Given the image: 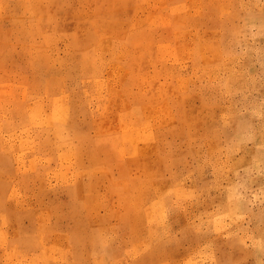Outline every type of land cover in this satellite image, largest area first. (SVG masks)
<instances>
[{
	"label": "rangeland",
	"instance_id": "1",
	"mask_svg": "<svg viewBox=\"0 0 264 264\" xmlns=\"http://www.w3.org/2000/svg\"><path fill=\"white\" fill-rule=\"evenodd\" d=\"M25 1L0 0V264H264V0Z\"/></svg>",
	"mask_w": 264,
	"mask_h": 264
},
{
	"label": "bare ground",
	"instance_id": "2",
	"mask_svg": "<svg viewBox=\"0 0 264 264\" xmlns=\"http://www.w3.org/2000/svg\"><path fill=\"white\" fill-rule=\"evenodd\" d=\"M26 1H27V0H26ZM26 1H25V3H26ZM28 1H29V0H28ZM153 1H156V0H153ZM157 1H158V0H157ZM164 1H167V0H164ZM212 1H213V0H212ZM228 1H229V0H228ZM159 2H160V1H159ZM161 2H162V1H161ZM198 2H199V0H198ZM198 2H197L196 4H198ZM25 3L23 4L24 6H25ZM151 3H152V1H151ZM151 3H150V4H151ZM153 3H154V2H153ZM157 3H158V2H157ZM165 3H166V2H165ZM230 3H231V2H230ZM144 4H145V3H144ZM193 4H194V3H193ZM206 4H207V3H206ZM218 4H219V3H218ZM26 5H29V4H26ZM141 5H143V4H141ZM148 5H149V3H148ZM151 5H152V4H151ZM194 5H195V4H194ZM198 5H199V4H198ZM196 6H197V5H195V6H193V7H196ZM199 6H200V5H199ZM199 6H198V7H199ZM202 6H203V5H202ZM219 6H220V5H219ZM21 7H22V6H21ZM28 7H29V6H28ZM144 7H146V6H144ZM148 7L150 8V5H149ZM189 7H190V6H189ZM191 7H192V6H191ZM230 7H231V6H230ZM23 8H24V7H23ZM151 8H153V7H151ZM154 8H156V7L154 6ZM200 8H202V7H200ZM205 8H206V7H205ZM138 9H139V8H138ZM147 9H148V8H147ZM153 10H154V9H153ZM164 10H165V9H164ZM164 10L161 11L162 14H158V13H157L156 16H157V15H162V16H163V15L165 14L164 12H166V11H164ZM201 10H203V9H200L199 11H201ZM23 11H26V10L24 9ZM144 11H145V10H144ZM146 11H147V10H146ZM169 11H170V10H169ZM146 13H147V12H146ZM163 13H164V14H163ZM168 13H169V12H168ZM29 14H30V13H29ZM137 14H138V13H137ZM144 14H145V13H144ZM180 14H182V13L180 12ZM184 14H185V13H184ZM189 14H190V13H189ZM204 14H206V13H204ZM145 15H146V14H145ZM173 15H174V14H173ZM176 15H177V14H176ZM200 15H201V14H200ZM30 16H31V15H30ZM162 16H161V18H162ZM167 16H168V15H167ZM188 16H189V15H188ZM188 16H187V17H188ZM150 17H151V15H150ZM158 17H159V16H158ZM169 17H170V16H169ZM169 17H168V18H169ZM173 17H174V16H173ZM179 17H181V15H179ZM179 17H178V18H179ZM182 17H183V16H182ZM187 17H186V18H187ZM201 17H202V16H201ZM50 18H51V17H50ZM105 18H106V17H105ZM105 18L103 19V20H104L103 22H104V23H107L106 21H108L109 19L105 21ZM136 18H137V17H136ZM141 18H142V17H141ZM163 18H164V17H163ZM178 18H177V19H178ZM29 19L31 20V18H29ZM91 19H92V18H91ZM95 19H96V18H95ZM143 19H144V18H143ZM166 19H167V18H166ZM166 19H164V20L161 19V20L163 21V24H164V22L167 21ZM174 19H175V18H174ZM179 19H180V18H179ZM187 19H188V20L186 21V23H188V21H189V18H187ZM30 20H29V21H30ZM93 20H94V18H93ZM93 20H92V21H93ZM96 20H97V19H96ZM96 20H94V21H96ZM98 20H99V19H98ZM98 20H97V21H98ZM100 20H102V19L100 18ZM130 20H131V19H130ZM138 20H139V17H138ZM145 20H146V19H145ZM165 20H166V21H165ZM90 21H91V20H90ZM92 21H91V22H92ZM94 21H93V22H94ZM110 21H111V20H109V21H108V25H107V26H104V27L112 28L113 26H116V25H113V26H112V24H110V23H112V21H111V22H110ZM114 21H115V20H113V23H114ZM143 21H144V20H143ZM159 21H160V20H159ZM162 21H161V22H162ZM168 21H169V20H168ZM173 21H174V20H173ZM173 21H172V22H173ZM175 21H176V20H175ZM175 21H174V22H175ZM121 22H123V21L121 20ZM121 22H120V24H119L118 21H117V26H118V24H119V26H121L120 28H122V25H121V24H123V23H121ZM126 22H127V21H126ZM138 22H139V21H138ZM148 22H149V21H148ZM150 22H151V20H150ZM153 22H154V21H153ZM179 22H180V21H179ZM179 22L177 21V23H179ZM190 22H191V21H190ZM192 22H195V21H192ZM26 23H27V21H26ZM104 23H102V24H104ZM128 23H130V22H128ZM195 23H196V22H195ZM109 24L111 25V27H110ZM140 24H141V23H140ZM142 24H143V23H142ZM145 24H146V22L144 23V26H142V27L146 28V27H145ZM152 24H153V23H152ZM152 24H149V25H152ZM156 24H158V23H156ZM156 24L153 25V26L156 27ZM161 24H162V23H161ZM189 24H190V23H189ZM93 25H94V24H93ZM126 25H127V24H126ZM171 25H172V24H171ZM171 25H170V28H171ZM187 25H188V24H187ZM193 25H194V24H193ZM195 25H196V27H195V26H194V27L197 28L198 22H197V24H195ZM200 25H201V24H200ZM117 26H116V27H117ZM119 26H118V27H119ZM123 26H124V25H123ZM146 26H147V25H146ZM158 26H159V25H158ZM165 26H169V25H168V24H165ZM173 26H174V25H173ZM179 26H180V25H179ZM179 26H177V28H179ZM128 27H129V26H128ZM128 27L126 26V28H128ZM135 27H136V29H138L136 25H135ZM161 27H162V26H161ZM163 27H164V26H163ZM201 27H202V26H201ZM88 28H89V27H88ZM113 28H114V27H113ZM147 28H149V27L147 26ZM189 28H190V26H189L186 30H188ZM191 28H192V27H191ZM130 29H131V28H129V30H130ZM133 29H134V27H133ZM153 29H154V28H153ZM171 29H172V28H171ZM173 29H174V28H173ZM198 29H199V27L197 28V30H198ZM124 30H126V29H124ZM124 30H123V31H124ZM151 30H152V29H151ZM179 30H180V29H179ZM181 30H182V29H181ZM195 30H196V29H195ZM126 31L128 32V30H126ZM146 31H147V30H146ZM149 31H150V30H149ZM183 31H184V30H183ZM183 31H181V32L184 33ZM193 31H194V29H193ZM127 32H126V33H127ZM158 32H159V29H158ZM172 32H173V30H172ZM181 32H179V33H181ZM185 33H186V32H185ZM50 34H51V33H50ZM59 34H60V33H59ZM109 34H111V33H109ZM128 34H129V33H128ZM128 34H127V35H128ZM190 34H191V33H190ZM190 34H189L188 36H190ZM55 35H56V34H55ZM90 35H91V34H90ZM183 35H184V34H183ZM93 36H94V35H93ZM100 36H101V35H100ZM116 36H117V35H116ZM121 36H122V35H121ZM151 36H152V35H151ZM151 36H150V37H151ZM196 36H197V33H196ZM51 37H52V36H51ZM54 37H55V36H54ZM72 37H73V36H72ZM112 37H114V36H112ZM126 37H127V36H126ZM128 37H129V35H128ZM171 37H172V36H171ZM177 37H178V36H177ZM192 37H193V36H192ZM212 37H214V36H212ZM56 38H57V37H56ZM157 38H158V37H157ZM198 38L201 39L200 37H198ZM49 39H50V41H51V38H48V40H47V39H46V40L49 41ZM106 39L108 40V38H105V40H106ZM110 39H111V38H109V40H110ZM113 39H114V38H113ZM155 39H156V38H155ZM214 39H215V38H214ZM37 40H38V39H37ZM52 40H53V39H52ZM92 40H93V39H92ZM92 40H91V41H92ZM100 40H101V39H100ZM100 40H98V41H99V42H98V41H97V38H96V42H97V43H101V42H102V44H105V43H103L104 41H100ZM115 40H116V39H115ZM119 40L121 41L120 38H119ZM123 40H124V37H123ZM195 40H196V38H195ZM195 40H194V42L192 41V42H193V45H194V43L196 42ZM205 40H206V39H204L203 41H205ZM216 40H217V38H216ZM50 41H49V42H50ZM111 41H112V40H111ZM187 41H188V40H187ZM187 41H186V42H187ZM201 41H202V40H201ZM201 41H200V42H201ZM214 41H215V40H214ZM220 41H221V40H220ZM220 41H217V42H220ZM71 42H72V41H71ZM74 42H75V41H73V43H74ZM128 42H129V41H128ZM169 42H172V41H169ZM169 42H168V43H169ZM215 42H216V41H215ZM109 43H110V42H109ZM109 43H108V44H109ZM111 43H112V42H111ZM124 43H125V41H124ZM155 43H156V42H155ZM172 43H173V42H172ZM204 43H205V42H204ZM94 44H95V43H94ZM94 44H93V45H94ZM102 44H101V45H102ZM156 44H157V43H156ZM156 44H155V45H156ZM169 44H170V43H169ZM197 44H199V43L197 42ZM202 44H203V43H202ZM206 44H207V43H206ZM214 44H215V43H214ZM74 45H75V44H73V47H74ZM76 45H77V44H76ZM95 45H96V44H95ZM111 45H112V44H110V45H107V44H106V46H109V48H111V47H110ZM124 45H125V44H124ZM165 45H167L166 42H165ZM199 45H200V44H199ZM199 45H195V46L198 47ZM225 45H226V44H225ZM77 46H78V45H77ZM96 46H97L96 49L98 50L99 47H98V45H96ZM102 46H105V45H102ZM106 46H105V47H106ZM177 46H178V45H177ZM180 46H181V45H179L178 47H180ZM191 46H192V45H191ZM191 46H189V48H190ZM201 46H202V45H201ZM203 46H204V44H203ZM208 46H209V45H208ZM208 46H207V47H208ZM220 46H221V45H219V47H220ZM50 47H51V46H50ZM125 47H126V46H125ZM165 47H166V46H165ZM167 47H168V46H167ZM181 47L183 48V47H185V46L182 45ZM192 47H193V46H192ZM210 47H211V46H210ZM74 48H75V47H74ZM122 48H123V47H122ZM169 48H170V45H169ZM169 48H167V49H169ZM171 48H172V46H171ZM171 48H170V50H172ZM175 48H176V47H175ZM185 48H186V47H185ZM189 48H188V49H189ZM194 48H195V47H193V49H194ZM204 48H205V46H204ZM213 48H214V47H213ZM213 48H212V49H213ZM82 49H83V47H82ZM82 49L80 48L81 51H82ZM107 49H108V47H106V50H107ZM120 49H121V48H120ZM125 49H126V48H125ZM162 49H163V48H162ZM186 49H187V48H186ZM193 49H191V50H193ZM218 49H219V48H218ZM67 50H68V49H67ZM78 50H79V49H78ZM97 50H96V52H97ZM100 50H101V49H100ZM108 50H109V49H108ZM108 50H107V51H108ZM110 50H111V49H110ZM110 50H109V51H110ZM115 50H117V49H115ZM121 50H122V49H121ZM182 50H183V49H182ZM198 50H199V49H198ZM200 50H201V49H200ZM216 50H217V48H216ZM21 51H22V50H21ZM21 51H20V53H21ZM54 51H55V50H54ZM88 51H89V50H88ZM104 51H105V48H104ZM122 51L124 52V50H122ZM196 51H197V50H196ZM196 51H194V52L197 53ZM213 51H214V50H213ZM213 51L211 50V52H213ZM49 52H50V51H49ZM162 52H164V51H162ZM166 52H168V51H166ZM173 52H174V50H173ZM192 52H193V51H192ZM206 52H207V51H206ZM218 52H219V51H218ZM221 52H223V54H225V53H224L225 51H222V50H221ZM88 53H89V52H88ZM108 53H109V55H110V52H108ZM174 53H175V52H174ZM185 53H186V52H185ZM77 54H80V53H79V52H76V55H77ZM98 54H99V53H98ZM101 54H102V53H101ZM105 54H107L106 51H105ZM105 54H104V55H105ZM169 54H170V53H169ZM183 54H184V52H183ZM187 54H188V53H187ZM187 54H186V55H187ZM190 54H191V53H190ZM32 55H33V54H32ZM90 55H91V53H90ZM90 55H89V56H90ZM117 55H118V54H117ZM122 55H123V54H122ZM175 55H176V54H175ZM175 55H173V56H175ZM191 55H192V54H191ZM213 55L215 56L214 52H213ZM23 56H24V55H23ZM80 56H81V55H80ZM89 56H88V57H89ZM106 56H107V55H106ZM114 56H116V55H115V52H114ZM119 56H120V55H119ZM177 56H178V55H176V57H177ZM183 56L185 57V55H183ZM193 56L195 57L194 54H193ZM198 56H199V54H198ZM224 56H225V55H224ZM18 57H19V54H18ZM21 57H22V56H21ZM24 57H25V56H24ZM88 57H86V58L88 59ZM100 57H101V56H100ZM102 57H103V56H102ZM102 57H101V58H102ZM108 57H109V56H108ZM180 57H181V56H180ZM190 57H191V56H190ZM204 57H205V56H204ZM79 58H80V57H79ZM89 58H90V57H89ZM167 58H168V56H167ZM171 58H172V57H171ZM188 58H189V57H188ZM191 58H192V57H191ZM220 58H222V57H220ZM13 59H14V58H13ZM76 59H77V57H76ZM103 59H104V58H103ZM113 59H114V58H113ZM179 59H180V58H179ZM179 59H178V58H177V59H174V62H178ZM184 59H185V58H184ZM198 59H200V58H198ZM203 59H204V58H203ZM210 59H211V58H210ZM217 59H218V58H217ZM222 59H223V58H222ZM222 59H221L220 61H224V60H222ZM230 59H231V58H228V60H227V61H229V63L232 62V59H231V62H230ZM15 60H16V59H15ZM27 60L29 61V58H28ZM81 60H82V57H81ZM125 60H126V59H125ZM180 60H181V59H180ZM193 60H194V59H193ZM193 60H192V61H193ZM200 60H201V59H200ZM211 60H212V59H211ZM16 61H17V60H16ZM16 61L13 60L12 62H16ZM77 61H78V60H77ZM167 61H169V59H168ZM172 61H173V60H172ZM52 62H53V61H52ZM81 62H83V61H81ZM86 62H87V61H86ZM96 62H97V61H96ZM96 62H95V64H96ZM164 62H165V61H164ZM174 62H173V63H174ZM193 62H194V61H193ZM225 62H226V61H225ZM113 63H115V62H113ZM173 63H170V64L172 65ZM221 63H224V62H221ZM46 64H47V63H46ZM50 64H51V63H50ZM110 64H112V63L110 62ZM205 64H206V63H205ZM213 64H214V63H213ZM213 64H212V65H213ZM216 64H217V62H216ZM22 65H23V64H21V65H19V66H22ZM35 65H38V64H34V66H35ZM42 65H45V64H42ZM42 65H38V68H39L40 70H41L40 66L42 67ZM69 65L71 66V64H69ZM79 65H80V64H79ZM79 65H78V66H79ZM99 65H101V64H99ZM178 65H179V67H180V64H178ZM181 65H183V64H181ZM194 65H195V63H194ZM200 65H201V64H200ZM210 65H211V64H210ZM219 65H220V64H219ZM225 65H227V63H225ZM23 66H24V65H23ZM50 66H51V65H50ZM55 66H56V65H55ZM113 66H114V65H113ZM195 66H197V65H195ZM204 66H205V65H204ZM229 66L231 67V65H229ZM111 67H112V65L110 66V68H111ZM177 67H178V66H177ZM208 67H209V65H208ZM208 67H207V68H208ZM214 67H216V66L214 65ZM221 67H222V66H221ZM223 67H224V65H223ZM232 67H233V66H232ZM21 68H22V67H21ZM25 68H26V67H25ZM35 68H37V67H35ZM38 68H37V69H38ZM42 68H43V67H42ZM49 68H51V67H49ZM49 68L47 67V69H48L47 72H49ZM78 68H79V67H78ZM192 68H193V67H192ZM209 68H211V66H210ZM233 68H234V67H233ZM237 68H239V67H237ZM33 69H34V68H33ZM107 69H108V68H107ZM179 69H180V68H179ZM185 69H186V68H185ZM196 69H197V68H196ZM224 69H225V68H224ZM235 69H236V68H235ZM235 69H234V70H235ZM35 70H36V69H35ZM35 70H33L32 72H34ZM44 70H45V69H42V71H44ZM51 70L53 71L54 69L51 68ZM110 70L112 71V69H110ZM205 70H206V68L204 69V71H205ZM209 70H210V69H209ZM209 70H207V71H209ZM226 70H228V68H227ZM52 71H51V72H52ZM81 71H82V70H81ZM230 71H231V70H230ZM114 72H115V71H114ZM231 72H232V71H231ZM231 72H229V73H231ZM235 72H236V70H235ZM25 73H26V72H25ZM27 73L29 74V72H27ZM43 73H44V72H43ZM53 73H55V71H54ZM78 73H80V72H78ZM104 73H105V72H104ZM111 73H112V72H111ZM194 73H195V72H194ZM223 73H224V71H223ZM226 73H227V71H226ZM236 73H237V72H236ZM72 74H73V73H72ZM174 74H175V73H174ZM178 74H179V73H178ZM178 74H177V75H178ZM232 74H233V73H232ZM237 74H238V73H237ZM29 75H30V74H29ZM40 75H41V78H42V73H41ZM46 75H47V73H46ZM76 75H78V74L76 73ZM184 75H185V74H184ZM186 75H188V74H186ZM78 76H79V75H78ZM178 76H179V75H178ZM192 76H193V75H192ZM195 76H196V75H195ZM16 77H17V76H16ZM59 77H60V76H59ZM59 77H57V78L59 79ZM76 77H77V76H76ZM107 77H108V76H107ZM115 77H116V76H115ZM193 77H194V76H193ZM223 77H224V76H223ZM41 78H40V79H41ZM78 78H79V77H77V79H78ZM108 78H109V77H108ZM148 78H149V77H148ZM231 78H232V77H231ZM31 79H32V78H31ZM34 79H35V76H34ZM34 79H33V80H34ZM77 79H76V80H77ZM144 79H145V78H144ZM229 79H230V78H229ZM44 80H45V79H44ZM55 80H56V79H55ZM73 80H75V79H73ZM79 80H80V79H79ZM209 80H210V79H209ZM34 81H35V80H34ZM56 81L58 82V80H56ZM101 81H103L102 78H101ZM141 81H142V80H141ZM191 81H192V80H191ZM212 81H213V80H212ZM216 81H217V79H216ZM229 81H230V80H228L227 82H229ZM30 82H31V80H30ZM32 82H33V81H32ZM63 82H64V81H63ZM75 82H76V81H75ZM167 82H168V80H167ZM196 82H197V81H196ZM196 82H194V83H196ZM35 83H36V82H35ZM52 83H53V82H51V84H52ZM78 83H79V81L77 80V83H76V84H78ZM190 83H191V82H190ZM214 83H215V82H214ZM225 83H226V82H225ZM225 83H224V84H225ZM41 84H42V83H41ZM48 84H49V83H48ZM51 84H50V85H51ZM64 84H65V83H64ZM64 84H63V85H64ZM69 84H70V83H69ZM71 84H73V83H71ZM118 84H119V82H118ZM12 85H13V83H12ZM12 85H11V88H12ZM31 85H32V84H31ZM31 85H29V87H30ZM190 85H191V84H190ZM198 85H199V84H198ZM198 85H197V86H198ZM44 86H45V85H44ZM44 86H43V87H44ZM61 86H62V85H61ZM64 86H65V85H64ZM70 86H71V85H70ZM74 86H76L75 83H74ZM199 86H202V84L199 85ZM199 86H198V87H199ZM212 86H214V84H213ZM212 86H211V87H212ZM215 86H216V85H215ZM215 86H214V87H215ZM223 86H224V85H223ZM231 86H232V85H231ZM9 87H10V86H9ZM35 87H36V85H35ZM72 87H73V86H72ZM77 87H78V86H77ZM183 87H184V86H183ZM183 87H182V88H183ZM190 87H191V86H190ZM192 87H193V86H192ZM205 87H206V86H205ZM214 87H213V88H214ZM218 87H219V85H218ZM26 88L28 89V87H26ZM121 88H122V87H121ZM186 88H187V87H186ZM188 88H189V87H188ZM188 88H187V89H188ZM194 88H196V85H195ZM194 88H193V89H194ZM200 88H201V87H200ZM38 89H40V88H38ZM38 89H36V90H38ZM41 89H42V86H41ZM52 89H53V88H52ZM104 89H105V88H104ZM176 89H177V88H175V90H176ZM184 89H185V87H184ZM189 89L191 90V88H189ZM189 89H188V90H189ZM206 89H207V88H206ZM43 90H44V89H43ZM63 90H65V88H63ZM63 90H62V91H63ZM175 90H174V91H175ZM182 90H183V89H182ZM190 90H189V91H190ZM211 90H212V88H211ZM214 90H215V89H214ZM218 90H219V89H218ZM48 91H49V90H48ZM62 91H59V92H62ZM105 91H106V90H105ZM191 91H192V90H191ZM207 91H208V90H207ZM28 92L30 93V91H28ZM38 92H39V90H38ZM40 92H41V90H40ZM40 92H39V93H40ZM43 92H44V91H43ZM186 92H187V90H186ZM200 92H201V91H200ZM210 92H211V91H210ZM220 92H221V91H220ZM29 93H26V94L29 95ZM35 93L37 94V92H35ZM62 93H63V92H62ZM213 93H214V92H213ZM26 94H25V95H26ZM32 94H33V93H32ZM46 94H47V93H46ZM182 94H183V93H182ZM188 94H189V93L187 92V95H188ZM205 94H206V93H205ZM209 94H211V93H209ZM33 95H35V94H33ZM44 95H45V94H44ZM47 95H48V94H47ZM130 95H131V91H130ZM197 95H198V94H197ZM201 95H202V94H201ZM206 95H207V94H206ZM221 95H222V94H221ZM29 96L31 97V94H30ZM37 96H38V95H37ZM42 96H43V95H42ZM59 96H60V95H59ZM159 96H160V95H159ZM177 96H178V95H177ZM184 96H185V95H184ZM25 97H26V96H25ZM46 97H47V96H46ZM50 97H51V96H50ZM54 97H55V96H53V98H54ZM167 97H168V96H167ZM190 97H192V96H190ZM196 97H197V96H196ZM210 97H211V96H209V98H210ZM222 97H223V96H222ZM32 98H34V97H32ZM37 98H38V97H37ZM39 98H40V97H39ZM159 98H160V97H159ZM165 98H166V96H165ZM182 98H183V96H182ZM202 98H203V96H202ZM206 98H208V95H207ZM20 99H21V98H20ZM30 99H31V98H30ZM48 99H49V98H48ZM163 99H164V97H163ZM169 99H170V98H169ZM204 99H205V98H204ZM210 99H211V98H210ZM22 100L24 101L23 98H22ZM26 100H27V97H26ZM167 100H168V99H167ZM205 100H206V99H205ZM211 100H212V99H211ZM213 100H214V99H213ZM29 101H30V100H29ZM31 101H32V99H31ZM38 101H39V100H38ZM41 101H42V100H41ZM46 101H47V100H46ZM168 101L170 102V100H168ZM217 101H218V100H217ZM217 101H216V102H217ZM43 102H44V101H43ZM56 102H57V101H56ZM208 102H209V99H208ZM220 102H221V101H220ZM47 103H48V102H47ZM54 103H55V101H54ZM202 103H203V102H202ZM30 104H31V103H30ZM57 104H58V103H57ZM169 104H170V103H169ZM209 104H210V103H209ZM218 104H219V103H218ZM26 105H27V104H26ZM42 105H44V103H42ZM58 105H59V104H58ZM203 105H204V104H203ZM207 105H208V104H207ZM207 105H206V106H207ZM213 105H215V104H213ZM213 105H212V106H213ZM216 105H217V104H216ZM225 105H226V104H224L223 106H225ZM34 106H35V104H34ZM44 106H45V105H44ZM50 106H52V105H50ZM139 106H140V105H139ZM139 106H138V107H139ZM219 106H222V105H219ZM30 107H32V106H30ZM30 107H28V108L30 109L29 111H32ZM46 107H47V106H46ZM46 107H43V108H46ZM136 107H137V106H136ZM138 107H137V108H138ZM151 107H152V106H151ZM207 107H208V106H207ZM209 107H210V106H209ZM214 107H217V106H214ZM34 108H35V111H36L37 106L34 107ZM34 108H33V109H34ZM59 108H60V107H59ZM172 108H173V107H172ZM204 108H205V107H204ZM210 108H211V107H210ZM41 109H42V108H41ZM41 109H40V110H41ZM46 109H47V108H46ZM170 109H171V108H170ZM207 109H208V108H207ZM211 109H212V108H211ZM52 110H53V109H52ZM54 110H55V109H54ZM54 110H53V111H54ZM132 110H133V109H132ZM149 110H150V109H149ZM152 110H153V109H152ZM37 111H39V110H37ZM50 111H51V109H50ZM53 111H52V112H53ZM60 111H61V110H60ZM63 111H64V110H63ZM134 111H136V113H137V114L135 113L136 115H139V114H138L139 112H138L136 109H135ZM174 111H175V110H174ZM33 112H34V110H33ZM39 112H41V111H39ZM48 112H49V111H48ZM52 112H51V113H52ZM54 112H55V111H54ZM54 112H53V113H54ZM28 113H29V115H30V113H32V112H28ZM42 113H43V112H42ZM65 113H66V112H65ZM140 113H141V112H140ZM176 113H177V112H176ZM255 113H257V112H255ZM54 114H55V113H54ZM59 114H60V112H59ZM61 114H62V113H61ZM52 115H53V114H52ZM64 115H66V114H64ZM146 115H147V113H146ZM174 115H175V114H174ZM232 115H233V114H232ZM31 116H32L31 118L34 119V117H33L34 115H31ZM55 116H56V115H55ZM66 116H68V115H66ZM177 116H178V115H177ZM29 117H30V116H29ZM29 117H28V118H29ZM43 117H44V116H43ZM49 117H50V116H49ZM49 117H46V118L48 119ZM46 118H45V119H46ZM51 118H53V117H51ZM35 119H36V116H35ZM38 119H41V118H38ZM38 119H37L36 122H38ZM45 119H44V120H45ZM49 119H50V118H49ZM49 119H48V121H49ZM179 119H180V118H179ZM28 120H29V119H28ZM50 120H51V119H50ZM54 120H55V119H54ZM54 120H51V122L54 121ZM56 120H57V119H56ZM31 121H33V120H31ZM39 121H40V120H39ZM41 121H43V119H41ZM45 121H46V120H45ZM149 121H150V120H149ZM157 121H158V120H157ZM56 122H57V121H56ZM172 122H173V121H172ZM192 122H193V121H192ZM1 123H2V122H1ZM34 123H35V122H34ZM41 123H43V124L45 123V124H46V122H41ZM41 123H40V124L37 123V125L39 126V125H41ZM31 124H32V123H31ZM35 124H36V123H35ZM43 124H42V125H43ZM45 124H44V125H45ZM48 124H49V125H48ZM48 124H47V126H49L50 128H51V126H53V124H52L51 126H50V123H48ZM57 124H58V123H57ZM181 124H182V123H181ZM181 124H179V127L182 126ZM37 125H36V126H37ZM60 125H61V124H60ZM63 125H64V124H63ZM65 125H66V124H65ZM176 125H177V124H176ZM176 125H175V127H176ZM180 125H181V126H180ZM184 125H186V123H185ZM188 125H189V124H188ZM188 125H187L186 127H188V131H189V134H190L191 131L189 130V126H188ZM30 126H31V125H30ZM30 126H29V127H30ZM55 126H56V125H55ZM55 126H54V128H56ZM177 126H178V125H177ZM60 127H61V126H60ZM151 127H152V126H151ZM43 128H44V127H43ZM46 128H47V127H46ZM66 128L68 129V127H66ZM157 128H158V127H157ZM253 128H254V127H253ZM19 129H21V128H19ZM34 129H35V128H34ZM64 129H65V128H64ZM185 129H186V128H185ZM190 129H191V128H190ZM54 130H55V129H54ZM69 130H70V129H69ZM69 130H68V131H69ZM150 130H151V129H150ZM153 130H155V129H153ZM175 130H176V129H175ZM191 130H192V129H191ZM193 130H194V128H193ZM29 131H30V130H29ZM49 131H50V130H49ZM63 131H64V130H63ZM65 131H67V130H65ZM72 131H74V129H72ZM159 131H160V130H159ZM165 131H166V130H165ZM169 131L172 132L173 129H172V130H169ZM177 131H178V130H177ZM35 132H36V131H35ZM39 132H40V131H39ZM56 132H57V131H56ZM61 132H62V131H61ZM70 132H71V131H70ZM151 132H153V131L151 130ZM155 132H157V130H156ZM184 132H186V131H184ZM17 133H18V132H17ZM22 133H23V131H22ZM22 133H21V134H22ZM44 133H45V132H44ZM44 133H43V134H44ZM67 133H68V132H67ZM78 133H79V131H78ZM78 133H77V134H78ZM186 133H187V132H186ZM192 133H193V132H192ZM239 133H242V132H239ZM7 134H8V133H7ZM19 134H20V133H19ZM32 134H33V132H32ZM73 134H74V132H73ZM90 134H91V133H90ZM153 134H154V133H153ZM172 134H173V133H172ZM172 134H171V135H172ZM187 134H188V133H187ZM189 134H188V136H189ZM251 134H252V133H251ZM22 135H23V134H22ZM162 135H163V133H162ZM191 135H192V134H191ZM219 135H220V134H219ZM7 136H8V135H7ZM14 136H15V135H14ZM18 136H19V135H18ZM71 136H72V134H71ZM75 136H76V135H75ZM87 136L90 137V135H87ZM95 136H96V135H95ZM151 136H152V135H151ZM188 136H187V137H188ZM34 137H35V136H33V139H34ZM68 137H69V135H68ZM68 137H67V138H68ZM72 137H73V136H72ZM149 137H150V136H149ZM193 137H194V136H193ZM250 137H251V136H250ZM29 138H30V136H29ZM29 138H28V139H29ZM79 138L81 139V135H80ZM151 138H152V137H151ZM159 138H160V137H159ZM217 138H218V137H217ZM22 139H25V138H22ZM30 139H31V138H30ZM30 139H29V140H30ZM35 139H36V138H35ZM35 139H34V140H35ZM37 139H38V138H37ZM193 139H195V138H193ZM15 140H16V139H15ZM31 140H32V139H31ZM190 140H191V139H189V137H188V142H191V141H192V140H191V141H190ZM17 141H18V140H17ZM20 141H21V140H20ZM59 141H60V140H59ZM77 141H78V140H77ZM15 142H16V141H15ZM15 142H14V143H15ZM60 142H61V141H60ZM66 142L69 143L68 140H67ZM188 142H187V144H189ZM237 142L240 143V141H237ZM19 143H20V142H19ZM31 143H32V142H31ZM74 143H75V142H74ZM194 143H195V142H194ZM196 143H197V142H196ZM52 144H53V143H52ZM191 144H192V142H191ZM220 144H222V143H220ZM189 145H190V144H189ZM189 145H188V146H189ZM14 146H15V147L18 146L17 143H16V145H14ZM25 146H26V145H25ZM123 146H124V145H123ZM190 146H191L190 149H192V146H193V145H190ZM196 146H197V145H196ZM33 147H35V146H33ZM33 147H32V148H33ZM48 147H49V146H48ZM74 147H75V145H74ZM194 147H195V146H194ZM30 148H31V147H30ZM30 148H29V149H30ZM195 148H197V147H195ZM214 148H215V147H214ZM221 148H222V145H221ZM17 149H18V148H17ZM33 149H35V148H33ZM52 149H53V148H52ZM74 149H75V148H74ZM222 149H223V148H222ZM49 150H51V149H49ZM121 150H122V149H121ZM174 150H175V149H174ZM174 150H173V151H174ZM17 151H18V150H17ZM17 151H16V152H17ZM42 151H43V150H42ZM54 151H55V150H54ZM74 151H75V150H74ZM19 152H20V150H19ZM50 152H51V151H50ZM78 152H79V151H78ZM80 152H81V151H80ZM176 152H177V150H176ZM48 153H49V152H48ZM82 153H83V152H82ZM194 153H195V151H194ZM6 154H7V153H6ZM6 154H5V155H6ZM49 154H50V153H49ZM77 154H78V153H77ZM80 154H81V153H80ZM97 154H98V153H97ZM3 155H4V154H3ZM52 155H53V154H52ZM56 155H57V154H56ZM70 155H71V153H70ZM74 155H75V154H74ZM78 155H79V154H78ZM174 155H175V154H174ZM191 155H193V154H191ZM8 156H9V155H8ZM62 156H63V154H62ZM64 156H65V155H64ZM66 156H67V155H66ZM68 156H69V155H68ZM188 156H189V155H188ZM27 157H28V156H27ZM79 157H80V155H79ZM193 157H194V156H193ZM2 158H4V157H2ZM6 158H7V157H6ZM6 158H4V160H5ZM15 158H16V157H15ZM15 158H14V159H15ZM38 158H39V156H38ZM165 158H166V157H165ZM165 158H164V159H165ZM194 158H195V157H194ZM10 159H11V161H12V163H13L12 158H10ZM147 159H148V158H147ZM160 159L162 160V158H160ZM43 160H44V159H43V156H42V161H43ZM74 160H75V159H74ZM161 160H160L159 163H161ZM34 161H37V160H34ZM77 161L79 162V160H75L74 163H75V162L77 163ZM43 163L46 164V162H44V161H43ZM70 163H71V162H70ZM72 163H73V162H72ZM72 163H71V164H72ZM74 163H73V164H74ZM76 163H75V164H76ZM153 163H154V162H153ZM189 163H190V162H189ZM13 164H14V163H13ZM13 164H12V165H13ZM18 164H19V163H18ZM14 165H15V164H14ZM14 165H13V167H14ZM19 165H20V164H19ZM40 165H41V164H40ZM77 165H78V164H77ZM79 165H80V162H79ZM79 165H78V166H79ZM62 166H63V165H62ZM64 166H65V164H64ZM64 166H63V167H64ZM71 166H72V165H71ZM161 166H162V165H161ZM161 166H160V168H161ZM21 167H22V166H21ZM21 167H20V169H21ZM59 167H60V166H59ZM74 167H75V165L73 166V169H74ZM153 167H154V166H153ZM57 168H58V167H57ZM61 168H62V167H61ZM69 168H71V167H70V164H69V166H68V164H67V169H69ZM77 168H78V167H77ZM77 168H75V169H77ZM79 168H82V167L79 166ZM79 168H78V169H79ZM7 169H8V168H7ZM9 169H10V168H9ZM9 169L7 170L8 172H9ZM11 169H12V167H11ZM13 169H14V168H13ZM16 169H17V168H16ZM24 169H25V168H24ZM75 169H74V170H75ZM201 169H202V168H200V170H201ZM22 170H23V169H22ZM33 170H34V169H33ZM61 170H62V169H61ZM82 170H83V168H82ZM153 170H154V169H153ZM196 170H197V172L200 171V170H198V169H196ZM7 171H6V172H7ZM10 171H11V170H10ZM20 171H21V170H20ZM26 171H27V170H26ZM46 171H47V170H46ZM64 171H65V170H64ZM64 171H63V172H64ZM67 171H68V170H67ZM67 171H66V172H67ZM69 171H70V170H69ZM72 171H73V170H72ZM77 171H79V170H77ZM6 172H4V173H6ZM23 172H25V171H23ZM28 172H30V171H28ZM50 172H53V171L51 170ZM61 172H62V171H61ZM66 172H65V173H66ZM17 173H18V172H17ZM20 173H22V172H20ZM47 173H48V172H47ZM47 173H46V174H47ZM65 173H64V174H65ZM67 173H68V172H67ZM73 173H74V172H73ZM78 173H80V172H78ZM192 173H193V172H192ZM10 174H12V173H10ZM25 174H26V173H25ZM49 174H50V173H49ZM52 174H53V173H52ZM62 174H63V173H62ZM68 174H69V173H68ZM197 174H198V173H197ZM5 175H6V174H5ZM12 175H13V174H12ZM59 175H60V174H59ZM59 175L57 174V176H59ZM152 175H153V174H152ZM171 175H172V173H171ZM198 175H199V174H198ZM2 176H3V175H2ZM47 176H49V175L47 174ZM53 176H54V174H53ZM61 176H62V175H60V177H61ZM71 176H73V175H72V172H71ZM200 176H202V175H200ZM11 177H13V176H11ZM26 177H27V176H26ZM26 177H25V178H26ZM44 177H45V176H44ZM51 177H52V176H51ZM154 177H155V176L153 175V178H154ZM9 178H10V177H9ZM14 178H15V177H14ZM56 178H57V177H56ZM7 179H8V178H7ZM10 179H13V178H10ZM29 179H30V178H29ZM51 179H52V178H51ZM58 179H60V178H58ZM72 179H73V178H72ZM74 179H75V178H74ZM47 180H48V179H46V181H47ZM171 180H172V179H171ZM3 181H4V180H2V182H3ZM53 181H54V180H53ZM58 181H60V180H58ZM55 182H56V180H55ZM60 182H61V181H60ZM60 182H59V183H60ZM62 182L65 183L66 180H64V181H62ZM67 182H68V180H67ZM67 182H66L65 184H67ZM69 182H71V181H69ZM72 182H74V180H73ZM72 182H71V183H72ZM0 183H1V182H0ZM6 183H7V181H6ZM88 183H89V182H88ZM91 183H92V182H91ZM51 184H52V183H51ZM51 184H49V185H51ZM1 185H2V184H1ZM15 186L17 187V185H15ZM88 186H90V185H88ZM171 187H172V186H171ZM176 187H177V186H176ZM61 188H62V187H61ZM63 188H64V187H63ZM66 188H67V187H66ZM178 188H180V187H178ZM178 188H176V189H178ZM8 189H9V188H8ZM8 189H7V190H8ZM21 189H22V188H21ZM33 190H34V189H33ZM57 190H58V189H57ZM10 191H11V190H10ZM0 192H1V191H0ZM39 192H40V191H39ZM170 192H171V191H170ZM18 193H19V192H18ZM20 193H21V192H20ZM22 193H23V192H22ZM26 193H27V192H26ZM42 193H43V192H42ZM42 193H41V194H42ZM41 194H40V196L43 195V194H42V195H41ZM27 195H28V193H27ZM29 195H30V194H29ZM29 195H28V196H29ZM7 196H8V195H7ZM12 196H13V195H11V197H12ZM16 196H17V195H16ZM30 196H31V195H30ZM30 196H29V198H30ZM37 196H38V195H37ZM37 196H35V198H36ZM11 197H10V198H11ZM19 197H20V196H19ZM21 197L23 198V196H21ZM25 197H26V195H25ZM31 197H32V196H31ZM38 197H39V196H38ZM42 197H43V196H42ZM6 198H7V197H6ZM8 198H9V197H8ZM13 198H14V197H13ZM15 198H17V197H15ZM29 198H28V199H29ZM26 199H27V198H26ZM31 199H33V198H31ZM14 200H15V199H14ZM33 200H34V199H33ZM37 200H39V199H37ZM15 201H17V200H15ZM18 201H21V200L18 199ZM28 201H29V200H28ZM21 202H22V201H21ZM31 202H32V200H31ZM37 202H38V201H37ZM4 203H5V202H4ZM7 204H8V203H7ZM14 204H15V202H14ZM80 204H81V203H80ZM0 205H1V204H0ZM23 205H24V203H23ZM28 205H29V204H28ZM30 205H31V204H30ZM36 205H37V204H36ZM3 206H4V209H5V205H3ZM7 206H8V205H7ZM34 206H35V205H32V208H33ZM13 207H14V206H13ZM28 207H29V209H30L31 206H28ZM34 208H35V207H34ZM38 209H39V207H38ZM18 210H19V209H18ZM25 210H28V209H25ZM6 211H7V209H6ZM19 212H20V211H19ZM24 212H25V211H24ZM31 212H32V211H31ZM31 212H30V214H31ZM36 212H38V211H36ZM6 213H7V212H6ZM34 213H35V212H34ZM21 214H22V213H20V215H21ZM26 214H27V213H26ZM37 214H40V217H41V214H42V213L39 212V213H37ZM3 215H4V214H3ZM18 215H19V214H18ZM27 215H28V214H27ZM43 215H44V214H43ZM4 216H5V215H4ZM23 216H24V215H23ZM23 216H22V217H23ZM10 217H11V216H10ZM34 217H35V216H34ZM42 217H43V216H42ZM42 217H41V218H42ZM44 217H45V216H44ZM1 218H3V221H4L5 217H2V216H1ZM14 218H15V217H14ZM12 219H13V218H12ZM32 219H33V218H32ZM38 219H39V218H38ZM42 219H43V218H42ZM33 220H34V219H33ZM1 222H2V221H1ZM5 222H6V221H5ZM14 223H17V222H14ZM14 223H13V225H14ZM4 226H5V225H4ZM1 227H2V231H4V230H3V226H1ZM4 228H5V227H4ZM0 229H1V228H0ZM38 229H39V228H38ZM40 231H42V230H40ZM40 231H38V232L40 233ZM6 232H7V231H6ZM35 232H36V231H35ZM35 232H34V233H35ZM38 232H37V233H38ZM37 233H36V234H37ZM42 234H43V233H42ZM3 236H4V233L2 232V233L0 234L1 239L3 238ZM1 239H0V242H2L5 238H3L2 241H1ZM38 239H39V238H38ZM5 242H6V241H5ZM38 242H39V241H38ZM40 242H41V241H40ZM6 243H7V242H6ZM4 244H5V243H4ZM1 245H3V244L1 243ZM3 246H4V245H3ZM3 246H2V247H3ZM5 246H6V245H5ZM2 249H3V248H2Z\"/></svg>",
	"mask_w": 264,
	"mask_h": 264
}]
</instances>
